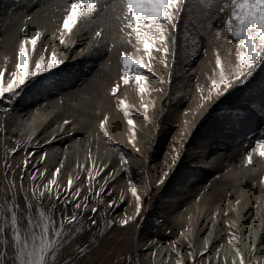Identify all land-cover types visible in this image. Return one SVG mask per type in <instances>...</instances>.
Listing matches in <instances>:
<instances>
[{"label":"bare ground","instance_id":"1","mask_svg":"<svg viewBox=\"0 0 264 264\" xmlns=\"http://www.w3.org/2000/svg\"><path fill=\"white\" fill-rule=\"evenodd\" d=\"M71 1L0 0V70L6 72L5 86L13 79L22 41L29 40L32 70L41 56L42 63L53 53L65 61L28 81L19 95L0 97V180L22 197L16 200L22 205L19 210L9 207L10 214L16 213L17 229L22 211L30 227L37 219L50 223L52 240L59 244L55 252L68 240L80 247L102 229L98 264H241L242 259L243 264H264V157L257 143L250 144L247 154L242 152L248 147L237 146L241 135L225 142L221 118L212 117L218 105L231 100L249 106L264 120V85H238L222 97L212 87L219 79L217 55L222 65L235 70V39L211 27L213 13L203 22L198 12L184 7L175 46L168 28L169 73L164 77L163 53H144L127 27L126 10L117 15L111 0L107 5L101 2L97 13L80 17L69 31L62 23ZM37 33L33 49L30 38ZM121 51L143 58L150 68L140 73L145 77L144 92L135 82V69L124 72ZM195 61L203 77L194 84L196 67L188 74L186 66L192 68ZM123 76L129 83L120 88ZM256 76L253 83L264 81V67ZM113 85L119 86L117 102L109 95ZM182 108L184 113L178 115ZM244 120L234 117L229 122L237 129ZM249 156L254 157L251 162ZM56 168L60 172L54 177ZM255 169L252 175L243 174ZM129 179L137 185L139 212ZM65 204L67 215L77 211V221L60 229ZM93 207L99 208L94 225ZM125 220L128 223L122 225ZM232 245L240 257L227 262Z\"/></svg>","mask_w":264,"mask_h":264},{"label":"snow or ice","instance_id":"2","mask_svg":"<svg viewBox=\"0 0 264 264\" xmlns=\"http://www.w3.org/2000/svg\"><path fill=\"white\" fill-rule=\"evenodd\" d=\"M101 2L107 5L108 0H74L70 5L68 14L63 19L62 28L70 31L80 17L97 13ZM185 2L186 0H123V4L126 6L124 19L128 21L127 27L131 29V32H134L136 42L138 45L143 46L145 54L151 56L153 51H160L164 54L168 53L169 27L172 29L171 41L175 46L177 42L175 33L178 31V24L181 20ZM226 9L229 11L226 14L224 27L229 30L231 37L235 38L237 44L235 52L237 64L233 72L231 65H222L220 56H216L215 64L217 68H219V79L212 81V87L217 90V97H222L236 86L247 83L253 75V70L259 65L264 64V0H230V2H226L223 7L220 8V11L225 12ZM39 35L40 34L37 33L30 38L33 49L37 46ZM100 35L101 33L98 32L97 36L99 37ZM28 43L29 40H25L19 45L17 63L15 64L16 70L12 72L11 75L13 79L7 82V86H5L4 83L6 72L0 70V97H4L6 94L9 97L19 95V90L23 88L28 81L37 76L49 73L65 63V61L58 60L56 54L53 53L47 63H42L45 57L41 56L39 60H36L34 70H30L26 49ZM157 45H159V47H157ZM173 56L175 60V52ZM121 65L125 73L131 68L135 69L137 73L135 82L139 86L140 92H144L145 77L140 73L143 71L150 72L151 70L150 68H146V62L143 58L130 59L129 54L124 52L121 53ZM121 79L123 84L127 85L129 83L128 76H123ZM117 91L118 85H114L111 89L112 94L115 95ZM210 98L211 97H209V99ZM261 111H264V105H261ZM105 119H107V117ZM65 123L69 122L66 121ZM127 123L129 126L133 125L131 119H129ZM100 126L104 127V123L101 122ZM256 143L260 146L259 155L264 157V140H258ZM251 159V156H249V162H251ZM121 162L124 164L127 163L123 153H121ZM39 163L40 161H37L36 166H38ZM173 163H175V160ZM27 166L28 162L26 160L25 167ZM59 172L60 168H56L53 172V176L55 177ZM167 175L168 174L165 173V176ZM33 178H35V173L33 174ZM23 179L24 175L22 173L21 180ZM50 183L54 184L55 180ZM159 183H163V180L159 181ZM128 184L131 188L132 195L136 196L137 211L139 212L140 197L138 195L137 185L131 179H129ZM72 185L73 181L69 178L68 186L70 189ZM79 194V190H77L76 195L79 196ZM85 200H87V198H85ZM80 207L81 205L76 204L77 209ZM53 208H55V204H53ZM67 211V206L65 204V207L62 209L63 214L59 223L60 229H64L66 226H70L77 221V211L73 210L70 215H67ZM98 212V207H93L91 210V222L93 225L96 223L94 217ZM43 215L42 212L41 216L43 217ZM50 219L51 218H49V220ZM11 220L13 241L17 248L16 256L19 264H46V255L50 251L55 255V247L59 246L57 241L44 239V236L49 232L50 223H46L43 226V235L39 247L37 248L33 245V247L29 249L27 243L21 241L20 234L17 231V216L15 212H13ZM29 223H31L30 220ZM111 223L114 224L115 222L112 221ZM121 223L122 225L127 224L128 221L125 220ZM55 236L59 237L60 232H56ZM241 264H243V259L241 260Z\"/></svg>","mask_w":264,"mask_h":264},{"label":"rangeland","instance_id":"3","mask_svg":"<svg viewBox=\"0 0 264 264\" xmlns=\"http://www.w3.org/2000/svg\"><path fill=\"white\" fill-rule=\"evenodd\" d=\"M111 1L113 3L114 9L117 11V15L120 13L122 14L123 11L126 10V6L123 4V0H111ZM73 2L74 0L69 2V4ZM226 2H230V0H186L184 7H187L188 9L195 11L196 14L198 12L200 16L199 20H202L203 22H207V20H209L207 17L213 13L214 18L211 19L212 20L211 27L221 28L222 32L224 31L225 33H227L228 36L231 37L229 30L226 27H224V21L226 19V14L228 13L229 10L226 9L225 12L220 11V8L223 7V5ZM17 29L16 31H18ZM17 33L18 34L20 33V29ZM86 36L90 37V32L87 33ZM115 48L116 46H112L110 51L113 52ZM121 53H124V51L120 52V55H119L120 59H121ZM169 53L170 51H168L167 54L163 53L162 55V58L164 59L162 63L164 75L162 74L161 75L164 77L166 76V74L169 73V69L167 65ZM128 54H130V51L128 52ZM130 59H131V56H130ZM195 67H196V74L192 76V82H194V84L197 79L201 80L203 77L202 69L199 70L200 62L195 61V65L192 68H190L189 66H186V73L188 74L190 73L189 69L192 70ZM263 67H264V64H261L258 67H256L253 70V75L250 77L247 83L241 84V86L247 87L249 84L248 86L249 88L257 83L259 84V86L264 85V81H259L255 83L252 82L254 78L256 79L257 77L256 75H258L261 68ZM98 68L101 69L102 65H98ZM162 68L160 70H162ZM30 70H32V68ZM124 85L125 84L123 83L119 84L120 88L123 87ZM119 86H118V90H119ZM195 86L193 88H195ZM111 87L109 88V95L111 96L112 100L117 102L119 93L117 91V93L113 95L112 92H110ZM218 106H219L218 108L214 109L215 114H213L212 117L219 116L221 118L219 119L218 124L223 125L222 131L225 133L223 134L224 141L234 142L236 140V136L241 135V137L238 139L237 146L243 145L245 147H248L247 149L242 148V152L247 154L248 149H250L249 147L250 144L252 145L256 144V142L264 136V120H260L263 118L262 117L257 118L255 113L249 106H248V109H246L244 104H241L240 102H232L231 100H225ZM179 113L180 114L184 113L183 108L182 110L178 112V115ZM234 117H241V118L244 117L245 118L241 126L240 127L237 126V129H234L232 125H230L231 122H229ZM100 120H104V119L100 118ZM233 134L235 136H233ZM169 136H171V133H169ZM173 139L174 138H172L170 143L173 141ZM197 139H198V136H196V140ZM180 141H181L180 137L178 136L175 143L179 145ZM169 148H170V144H169ZM154 149H156L155 146H154ZM227 149L229 150V148ZM243 172H244L243 173L244 175H252L256 172V169L251 172L247 170ZM249 184L254 185V181L250 182ZM224 185L225 183H222L219 186V188L223 189ZM0 187H1L0 188V264H19V261L18 263H16L17 248L13 241V229H12V220H11L13 213L10 214L9 207L19 210L22 207V205L18 203L17 201L22 200V197L20 198L18 197L19 195L18 190L15 189L13 186H10L9 184H7V181L0 180ZM8 188H10L9 191H8ZM150 198L151 196L148 194L146 196L147 202L151 200ZM11 203H13L14 207L11 205ZM24 212L25 211H22V214L20 215L19 222H21L22 224L19 227V229H17V231L20 234L21 241L26 242L29 249H31L33 245H35L38 248L40 245L41 237L43 235V226L44 224H46V222L40 221L39 219H37L38 224L37 225L35 224L36 226L30 227V223L26 219ZM19 214L20 213H18V215ZM52 217L54 216L52 215ZM140 226L142 227L143 225H140ZM102 231H103L102 229H97V234L91 239V241L84 243L80 247H77L76 242L74 240H68L67 242H61L65 244L64 249L62 250L59 249L57 252H55V255H53V253L50 251L45 257L46 264H98L97 259H96V253L99 251V245H98L97 240L100 234L102 233ZM37 232L39 236L35 234ZM58 232H60V235H61L60 229ZM52 235H53V230L52 228H49V232L46 236H44V239L52 240L53 239ZM231 247H232L230 248L231 251H228L229 253L228 252L226 253V255L228 254L229 256V257L226 256V258H229V260L226 259L228 260L227 262H230V258H233L234 260L235 258L240 257L239 256L240 251H238L239 249L237 250L238 247H235L234 245H232ZM230 254L231 255L233 254V255L231 256Z\"/></svg>","mask_w":264,"mask_h":264}]
</instances>
